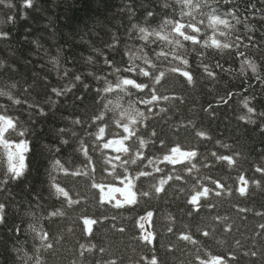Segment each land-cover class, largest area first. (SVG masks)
Here are the masks:
<instances>
[{
    "label": "trees",
    "instance_id": "obj_1",
    "mask_svg": "<svg viewBox=\"0 0 264 264\" xmlns=\"http://www.w3.org/2000/svg\"><path fill=\"white\" fill-rule=\"evenodd\" d=\"M12 3L0 89L65 82L37 38L102 78L45 116L0 96L25 129L3 136L27 144L10 173L0 143V264H264V0Z\"/></svg>",
    "mask_w": 264,
    "mask_h": 264
},
{
    "label": "snow or ice",
    "instance_id": "obj_2",
    "mask_svg": "<svg viewBox=\"0 0 264 264\" xmlns=\"http://www.w3.org/2000/svg\"><path fill=\"white\" fill-rule=\"evenodd\" d=\"M7 4L9 7H15L12 3V0H0V5ZM35 5L33 4V0H23L22 9L19 10L20 18L25 19L27 16V10L33 9ZM38 10V9H37ZM129 13H131V9L128 8ZM67 23L66 27L73 28L74 26V17L73 16H66ZM0 23H8L14 25L16 23V15L9 14L6 19ZM25 30L32 34V27L26 26ZM143 30H141L142 32ZM12 33V28L9 27L7 29L0 28V38H4L5 36L10 37ZM26 39V37H25ZM31 43L35 46V48L42 53V58L47 61L49 65H51V70L56 72L58 78L62 81H65L62 85H51L49 83H45L47 81V77H39L37 73H33L34 81L32 84H25L23 79L16 83L10 85L11 88L17 87V84L21 85V90L25 93L26 98L22 101L21 99L16 98L12 95L10 91H4L0 89V96H6L9 100L13 102V104L20 105L22 103L27 105L29 110V117H33V109H37L39 115L45 116L48 113L45 111V107L43 105H48L50 109H55L60 97L67 96L74 88L77 87V83H79L83 90H86L89 87V84L85 82L86 77H93L94 79L98 80L102 77L97 75L91 70H87L85 72H78L74 75V77H70V69L63 67L61 63V59L59 56H52L49 54L48 49L44 47L41 43L40 39H33ZM113 45H110L112 47ZM61 50L57 49L59 53ZM30 63V62H29ZM83 63L87 66H92L96 63L92 56H87L83 58ZM105 64L110 65L111 61L105 58ZM43 67V65H41ZM5 68V59L0 57V70ZM40 88L44 99L43 100H36L32 94L30 89ZM50 89V93H49ZM55 99L53 98V95ZM79 98V97H77ZM10 130H18L20 135H24L25 129L20 124V120L12 115H9V110L5 107V105L0 104V143H3L5 150L7 151V164H8V171L10 173H16V165L22 162V157L19 152L20 145H12L9 143V138L3 136L4 133L9 132ZM61 132L64 129H60ZM13 147L17 150L13 151ZM24 150H27V144H23ZM0 183H3V180H0Z\"/></svg>",
    "mask_w": 264,
    "mask_h": 264
},
{
    "label": "rangeland",
    "instance_id": "obj_3",
    "mask_svg": "<svg viewBox=\"0 0 264 264\" xmlns=\"http://www.w3.org/2000/svg\"><path fill=\"white\" fill-rule=\"evenodd\" d=\"M17 149L15 148V147H13V151H16ZM19 150V152H20V155H21V157H22V154H23V152H24V148H23V146H21L20 145V148L18 149ZM22 161H23V158H22ZM22 163V162H21ZM21 163H19V164H21ZM118 193V192H117ZM131 195H132V191L130 190V189H125V190H123L122 192H119L118 194H117V196H123V197H127V198H131Z\"/></svg>",
    "mask_w": 264,
    "mask_h": 264
},
{
    "label": "water",
    "instance_id": "obj_4",
    "mask_svg": "<svg viewBox=\"0 0 264 264\" xmlns=\"http://www.w3.org/2000/svg\"><path fill=\"white\" fill-rule=\"evenodd\" d=\"M4 134H5V133H4ZM4 134H3V135H4Z\"/></svg>",
    "mask_w": 264,
    "mask_h": 264
}]
</instances>
